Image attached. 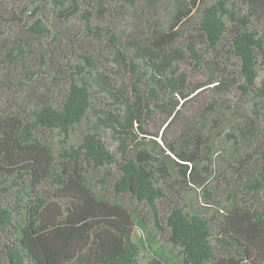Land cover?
Here are the masks:
<instances>
[{"label": "trees", "instance_id": "16d2710c", "mask_svg": "<svg viewBox=\"0 0 264 264\" xmlns=\"http://www.w3.org/2000/svg\"><path fill=\"white\" fill-rule=\"evenodd\" d=\"M180 64L206 79L190 87ZM205 89L216 97L167 139ZM156 113L167 124L151 136ZM209 176L226 184L222 214ZM149 215L179 260L155 249ZM141 251L264 263V0H0V264H140Z\"/></svg>", "mask_w": 264, "mask_h": 264}, {"label": "rangeland", "instance_id": "374dc122", "mask_svg": "<svg viewBox=\"0 0 264 264\" xmlns=\"http://www.w3.org/2000/svg\"><path fill=\"white\" fill-rule=\"evenodd\" d=\"M122 16L119 17V19H117L116 17V23L121 24V26L123 27L125 22V18L123 15H125L124 13H120ZM92 24H100V25H104L105 27H109L111 26V21L109 20H102L101 22H98L97 20H93ZM71 26L77 27L78 29H82L83 28V22H81L80 20L76 21V22H72L70 24ZM90 39V38H89ZM76 64V61H75ZM103 66H111L108 65L106 63H102ZM180 70L185 71L186 73L189 74L190 76V87H192L194 84L196 85L197 83H201L202 81H204L206 79L205 75L201 72H199L198 70H192L191 67L187 68L184 64H180L179 65ZM107 75L110 76L111 83L114 86V89L116 91V93L118 94L120 86L122 85V81H121V75H113L112 73H107ZM91 89L93 91L96 90L95 86H92ZM235 88L232 87L230 89L229 94L231 95V97H233L235 95ZM216 96L214 95V91L212 89H205L203 92H201V96L198 97L196 100H191V96L189 97V103L187 102L186 106L183 108L181 114L176 118V120H174L171 123V126H169L168 130H167V134H166V138L169 140H174L177 139V137L180 135L181 131L187 127L190 123H193L196 120V116L193 119L194 114H198L202 107H204L206 104H208L212 98H215ZM96 98H99V101H102L103 104H108L111 103L112 105H114V108H120L122 109V103H117V101H115L113 98L105 96V95H98ZM98 102V100L96 101V103ZM152 104V103H151ZM204 104V105H203ZM152 107H154V105L152 104ZM155 109V107H154ZM191 113V114H190ZM191 115V116H190ZM152 119H144L142 122V128L144 130H147L149 132V134H151V136H154V134L158 133L161 124L162 127L165 126L167 124L165 118L160 115L159 113H156L154 116H151ZM89 119L92 122H95L96 118L94 116H89ZM84 129V124H82L80 130H77L75 132H72L70 135V142L73 144H78L79 143V139L81 138L82 134L80 131H82ZM161 133V131H160ZM159 133V134H160ZM143 134V133H142ZM149 138V137H148ZM105 140L107 141L110 149L113 151L116 149L117 147V142L112 138V134L110 131H106L105 132ZM58 138L53 137V145L54 146H58L59 143L57 142ZM161 143V142H160ZM218 150V149H216ZM209 178H211L210 180L213 182L211 187H209V190L213 195V199H210V201H208V203L210 205H214L217 207L218 211L215 210V208H212L211 211L212 212H219L220 210L225 211V208L221 207V206H226L227 205V200H226V195L225 193L221 190L220 187H224L226 184L223 181V179L221 177H219L216 181L212 180L213 177L209 176ZM211 184V183H210ZM191 197V196H190ZM201 201L203 202L204 199L201 197L200 198ZM187 202H191L190 199L187 200ZM193 203V202H192ZM224 219V218H223ZM222 217L219 216V220H223ZM147 220H148V228H150V234L153 235L155 241H156V245H155V249L158 252H161L165 255H167L169 258H173L174 260H179V258L176 257V255H178V250L174 249L167 241H166V235L162 234L158 228L155 227V223H154V219L151 215L147 216ZM137 236V235H136ZM140 236V235H139ZM140 264H155L152 259L150 258L149 254L147 252L141 251L140 252ZM264 264V263H263Z\"/></svg>", "mask_w": 264, "mask_h": 264}]
</instances>
